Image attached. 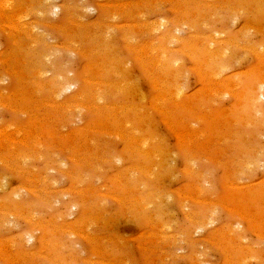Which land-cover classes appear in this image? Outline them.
I'll return each mask as SVG.
<instances>
[{"label": "rangeland", "instance_id": "1", "mask_svg": "<svg viewBox=\"0 0 264 264\" xmlns=\"http://www.w3.org/2000/svg\"><path fill=\"white\" fill-rule=\"evenodd\" d=\"M6 1L0 264H264V0H58L76 14L53 16L39 15V0ZM18 12L35 40L10 28ZM161 46L180 70L175 86L154 63ZM56 74L76 84L61 97ZM53 112L64 117L45 126Z\"/></svg>", "mask_w": 264, "mask_h": 264}, {"label": "bare ground", "instance_id": "2", "mask_svg": "<svg viewBox=\"0 0 264 264\" xmlns=\"http://www.w3.org/2000/svg\"><path fill=\"white\" fill-rule=\"evenodd\" d=\"M5 1H6V0H5ZM11 1H12V0H11ZM37 1H38V0H37ZM56 1H58V0H39V3H40V4H39V5H40V10H38L39 13H40L39 15H42V16H46V15H47V16H51V15H52V16H53V15H55V14H57L58 12L63 11V10L67 11V13H70V11H71L70 8L67 9V8L65 7V8L63 9V8H61V7L59 6L58 2H56ZM65 1L67 2V4H71V3H69L67 0H63V2H65ZM250 1H251V0H250ZM85 2H86V1H85ZM154 2H155V1H154ZM178 2H179V1H178ZM252 2H253V1H252ZM255 2H256V1H255ZM2 3H3V2H2ZM2 3H1V4H2ZM25 3H27V2H25ZM35 3H36V2H35ZM181 3H182V2H181ZM186 3H188V2H186ZM186 3H185V4H186ZM82 4H83V3H82ZM178 4H179V3H178ZM243 4H244V3H243ZM252 4H253V3H252ZM2 5H3V4H2ZM13 5H14V4H13ZM182 5H183V4H182ZM244 5H245V4H244ZM4 6H5L6 9H11L10 7L12 6V4L9 3V0H8V1H6V3L4 4ZM78 6H79V5H78ZM188 6H189V5H188ZM188 6H187V7H188ZM255 6L258 8L257 5H255ZM24 7H25V5H24ZM28 7H29V6H28ZM103 7H104V6H103ZM3 8H4V7H3ZM126 8H127V7H126ZM253 8H254V7H253ZM257 8H256V9H257ZM6 9H5V10H6ZM26 9H27L26 7H25V10L23 9V10L25 11V13H26ZM84 9L87 10L86 8H84ZM84 9H83V12L85 11ZM118 9H119V8H118ZM127 9H128V8H127ZM259 9H260V8H259ZM28 10H29V9H28ZM107 10H108V9H107ZM181 10H182V8H181ZM251 10H252V9H251ZM6 11H7V10H6ZM8 11H9V10H8ZM30 11H31V10H29V12H30ZM35 11H36V10H35ZM80 11H82V10H80ZM90 11H91V10H90ZM104 11H105V10H104ZM118 11H119V10H118ZM120 11H121V10H120ZM123 11H125V10H123ZM123 11H122V13H123ZM179 11H180V10H179ZM187 11H188V10H187ZM241 11H242V10H241ZM10 12H11V11H10ZM71 12H74V11H71ZM86 12H87V11H86ZM106 12H107V11H106ZM180 12H181V11H180ZM185 12H186V11H185ZM18 13H20V12H18ZM18 13H17L16 15H14V18H15V21H16V22H15L14 25L11 24L10 28H11V29H16L18 32L25 34V35L28 36L30 39H32V40L34 39V40H35V37H34V36H36V34H37V33H36V28H37V27L32 26V24H31V26H29L26 22H24V20H25L24 18L26 17L27 13H26V15H23V16L21 15V13H24V12H22V10H21V13H20V14H18ZM31 13H32V12H31ZM74 13H75V12H74ZM74 13H73V14H74ZM117 13H118V12H117ZM117 13H116V15H117ZM125 13H126V11H125ZM128 13H129V12H128ZM4 14H5V13H4ZM4 14L2 13V15H4ZM6 14H7V13H6ZM75 14H76V13H75ZM35 15H36V14H35ZM112 15H113V14H111V16H112ZM0 16H1V14H0ZM6 16H7V15H6ZM37 16H38V15H37ZM4 17H5V15H4ZM28 17H29V15H28ZM26 18H27V17H26ZM79 18H80V17H79ZM79 18H78V19H79ZM1 19H2V18H1ZM74 19L77 20L76 18H74ZM84 19H85V18H84ZM183 20H184V19H183ZM1 21H2V20H1ZM4 21H7V17H6V20H4ZM77 21H78V20H77ZM2 22H3V21H2ZM46 22H47V21H46ZM70 22H74V21H70ZM161 22H162V21H161ZM12 23H13V22H12ZM25 23H26L28 26H27ZM38 23H39V22H38ZM3 24H6V23H3ZM36 24H37V23H36ZM71 24H73V23H71ZM98 24H99V23H98ZM143 24H144V23H143ZM232 24H233V23H232ZM7 25H8V24H7ZM25 25H26V26H25ZM80 25H81V24H80ZM82 25H83V24H82ZM82 25H81V26H82ZM145 25H146V24H145ZM5 26H6V25H5ZM53 26H54V25H53ZM76 26H78V25H76ZM81 26H79V27H81ZM96 26H97V25H96ZM100 26H101V25H100ZM100 26H98V27H100ZM133 26H134V25H133ZM163 26H164V25H163ZM165 26H166V25H165ZM185 26H187V25H185ZM189 26H190V25H189ZM191 26H192V25H191ZM8 27H9V25H8ZM114 27H115V26H114ZM114 27H112V28H114ZM93 28H94V27H93ZM152 28H153V27H152ZM159 28L161 29V27H159ZM159 28L156 29V30H159ZM164 28L166 29V27H164ZM192 28H194V26H193ZM248 28H249V27H248ZM0 29H1V28H0ZM65 29H66V27H65ZM86 29H87V28H86ZM108 29H109V28H108ZM162 29H163V28H162ZM16 30H15V31H16ZM68 30H69V28H68ZM94 30H95V29H94ZM109 30H110V29H109ZM153 30L155 31V29H153ZM153 30H152V31H153ZM172 30H175V29H171V32H172ZM7 31H8V30H7ZM17 31H16V32H17ZM39 31H41V30H39ZM176 31H177V30H176ZM86 32H87V31H86ZM163 32L166 34V35H164V37L167 36V37L169 38L168 41H170V42H171V41H174V39H176L177 41H180V40H181V39L179 40L178 38H175L176 36H173L171 33H169V30H164ZM13 33H14V32H13ZM69 33H70V32H69ZM69 33H68V34H69ZM72 33H73V32H72ZM72 33H70V34H72ZM152 33H153V32H152ZM176 33H177V32H176ZM14 34H15V33H14ZM16 34H17V33H16ZM88 34H89V33H88ZM37 36H38V35H37ZM43 36H44V35H43ZM43 36H42V37H43ZM48 36H49V35H48ZM89 36H90V35H89ZM129 36H130V35H128V37H129ZM125 37H126V36H125ZM167 37H165V39H167ZM46 38H47V37H46ZM46 38H45V39H46ZM90 38H91V37H90ZM45 39H44V40H45ZM98 39H99V38H98ZM106 39H107V38H106ZM106 39H105V40H106ZM127 39H128V38H127ZM90 40H92V39H90ZM93 40H94V38H93ZM105 40H104V41H105ZM107 40H108V39H107ZM132 40H133V39H132ZM39 41H40V40H39ZM88 41H89V40H88ZM108 41H109V40H108ZM129 41H130V40H129ZM168 41H167V42H168ZM187 41H188V40H187ZM213 41H214V40H213ZM225 41H227V40H225ZM91 42H92V41H91ZM233 42H234V41H233ZM235 42H236V41H235ZM107 43H108V42H107ZM107 43H106V44H107ZM133 43H134V42H133ZM151 43H153V42H151ZM196 43H197V42H196ZM217 43H218V41H217ZM99 44H100V43H99ZM198 44H199V43H198ZM231 44H232V43H231ZM32 45H33V44H32ZM107 45H108V44H107ZM162 45H163V44H162ZM201 45H202V44H201ZM238 45H239V44H238ZM29 46H30V44H29ZM104 46H105V45H104ZM149 46H150V45H149ZM163 46L165 47V45H163ZM166 46H167V44H166ZM196 46H199V47H200V45H196ZM207 46H208V45H207ZM210 46H211V45H210ZM23 47H25V46H23ZM151 47H152V46H151ZM164 47L162 48V46H161V50H162V51H161V54L159 55V56H161V57H160V58L158 57V60H157V61L155 60L154 63L157 62L158 65L162 66V67H161V68H162V70H161L162 73L164 72V73H165L164 76H165L166 78H170V80L172 81L171 83H173L174 86H175V84L177 83L175 80H177V78H178L177 75H178V72H179L180 70L176 73V70H175V68H174V66L176 67V65L174 64V62H173V65H172V63H169V62H168V60H167V57H168V56H167V54H168V50H166ZM104 48H105V47H104ZM106 48H108V47H106ZM48 49H49V48H48ZM96 49H98V48H96ZM143 49H144V47H143ZM143 49H142V51H143ZM51 50H52V49H51ZM110 50H111V49H110ZM148 50H150V47L148 48ZM148 50H147V52H149ZM189 50H190V49H189ZM196 50H197V49H196ZM207 50L211 53L210 55H207V56L209 57V59H211L210 61L213 62V61H214V60H213V57H212V56H214V55H212V53H213V48L208 47ZM257 50H258V49H257ZM91 51H92V50H91ZM107 51H109V50H107ZM145 51H146V49H145ZM150 51H151V50H150ZM50 52H51V51H50ZM73 52H74V51H73ZM96 52H97V51H94V52H92V53H94V54L96 55ZM147 52H146V53H147ZM159 52H160V51H159ZM206 52H207V51H206ZM219 52H220V51H219ZM223 52H224V53H222L221 55H225V52H226V51H223ZM54 53H55V52H54ZM57 53H58V52H57ZM60 53H61V52H60ZM105 53H106V52H105ZM197 53H198V52H196V54H197ZM215 53H216V52H215ZM257 53H258V52H257ZM84 54H85V53H84ZM142 54H143V53H142ZM192 54H193V53H192ZM192 54H191V56H192ZM196 54H195L194 56H196ZM207 54H209V53H207ZM216 54H217V53H216ZM262 54H263V52H262ZM0 55H1V54H0ZM146 55H148V54H146ZM218 55H219V54H218ZM53 56H54V55H53ZM53 56H51V57H53ZM82 56H83V55H82ZM144 56H145V54H144ZM263 56H264V55H263ZM48 57H49V55H48ZM54 57H55V56H54ZM107 57H108V56H107ZM141 57H142V55H141ZM216 57H217V56H216ZM0 58H1V56H0ZM84 58H85V57H84ZM138 58H139V57H138ZM147 58H148V57H147ZM149 58H150V57H149ZM192 58H193V57H192ZM195 58H196V57H195ZM206 58H207V57H206ZM217 58H218V57H217ZM220 58H222V56H221ZM21 59H22V58H21ZM108 59H109V58H108ZM140 59H141V58H140ZM145 59H146V57H145ZM156 59H157V58H156ZM199 59H200V58H199ZM19 60H20V58H19ZM138 60H139V59H138ZM98 61H99V60H98ZM98 61H97V62H98ZM5 62H6V61H5ZM20 62H22V61H20ZM50 62H51V61H50ZM50 62H49V65H50ZM97 62H96V63H97ZM143 62H144V61H143ZM143 62H142V60H141V63H143ZM215 62H216V61H215ZM22 63H24V61H23ZM46 63H47V62H46ZM177 63H178V62H177ZM210 63H211V62H210ZM112 64H113V63H112ZM112 64H111V65H112ZM157 64H155L154 67H156ZM207 64H209L208 61L206 62V65H207ZM51 65H52V63H51ZM51 65H50V66H51ZM107 65H108V64H107ZM150 65H151V64H150ZM94 66H96L97 69L100 68V70H101V66H102V65H100V67H99L97 64H95ZM51 67H53V66H51ZM51 67H50V68H51ZM107 67H108V66H107ZM107 67H106V68H107ZM154 67H153V69H154ZM177 67H178V65H177ZM177 67H176V68H177ZM202 67H204V66H202ZM202 67H201V68H202ZM19 68H20V67H19ZM93 68H95V67H93ZM102 68H103V67H102ZM106 68H105V69H106ZM113 68H114V69H113ZM113 68H109V69L116 70L114 66H113ZM214 68H215V67H214ZM51 69L53 70V68H51ZM177 69H178V68H177ZM204 69H205V67H204ZM215 69H216V68H215ZM219 69H220V68H219ZM219 69H218V70H219ZM222 69H223V68H222ZM48 70H49V69H48ZM48 70H47V71H48ZM54 70H55V69H54ZM154 70H155V69H154ZM21 71H22V70H21ZM39 71H40V70H39ZM49 71H50V70H49ZM93 71H94V69H93ZM96 71H97V70H96ZM106 71H107V70H106ZM106 71H105V72H106ZM147 71H148V70H147ZM147 71H146V72H147ZM152 71H153V70H152ZM37 72H38V71H37ZM45 72H46V71H44L43 73H45ZM97 72H98V71H97ZM101 72H102V71H100L99 73H101ZM105 72H104V73H105ZM109 72H110V71H109ZM112 72H113V71H112ZM121 72H122V71H121ZM124 72H125V71H124ZM124 72H122V73H124ZM201 72H202V71H201ZM211 72H212V71H211ZM39 73H40V72H39ZM43 73H40V75L43 74ZM87 73H88V72H87ZM87 73H85V75H86ZM104 73H103V74H104ZM113 73H114V72H113ZM155 73H156V72H155ZM205 73H206V72H205ZM20 74H21V73H20ZM35 74H37V73L35 72ZM68 74H69V73H68ZM103 74H102V75H103ZM106 74H107V73H106ZM146 74H147V73H146ZM13 75H14V74H13ZM22 75H23V74H22ZM25 75H27V74H25ZM44 75H47V74H44ZM120 75H121V74H120ZM153 75H154V74H153ZM157 75H158V74H157ZM207 75H208V73H207ZM61 76H62V75H61ZM122 76H124V75H122ZM122 76H120V77H122ZM178 76H179V75H178ZM202 76H203V75H202ZM215 76H216V75H215ZM25 77H26V76H25ZM68 77H69V76H68ZM152 77H153V76H152ZM158 77H159V75H158ZM205 77H206V76H205ZM162 78H163V77H162ZM155 79H156V78H155ZM160 79H161V75H160ZM53 80H54V84H53L52 86H53V87H57L58 91L61 92V93H60V94H61L60 97L63 96V95H62L63 92L65 93V91H68L69 89L72 88V86L76 85V84H73V82H71V79L66 78V77H64V76H63V77H60V75H58V74L55 75V77H54ZM212 80H213V79H212ZM4 81H5V80H4ZM128 81H129V80H128ZM153 81H154V79H153ZM156 81H157V79L154 81V84H153L152 86L155 85V82H156ZM159 81H160V80H159ZM159 81H158V82H159ZM162 81H163V80H162ZM0 82H1V81H0ZM2 82H3V80H2ZM32 82H33V81H32ZM88 82H90V81H88ZM95 82L98 83L97 81H95ZM95 82L93 81L92 83H95ZM46 83H47V82H46ZM85 83H86V82H85ZM96 83H95V84H96ZM43 84H45V83H43ZM90 84H91V82H90ZM90 84H89V85H90ZM95 84H94V85H95ZM99 84H100V83H99ZM102 84H103V83H102ZM156 84H158V83H156ZM159 84L161 85V83H159ZM165 84H166V83H165ZM213 84H214V83H213ZM47 85H48V84H47ZM103 85H104V84H103ZM105 85H106V83H105ZM109 85H110V84H109ZM109 85H108V87H109ZM44 86H45V85H44ZM44 86H43V87H44ZM114 86H115V85H114ZM114 86L111 85V87H113V89L116 88L115 90H118V91H119V89L116 87L117 85H116L115 87H114ZM126 86H127V85H126ZM163 86H164V83H163ZM91 87H92V86H91ZM94 87H96V86H94ZM111 87H110V88H111ZM159 87H160V86H159ZM103 88L105 89V86H104ZM103 88H101V89H103ZM106 88H107V87H106ZM125 88H126V87H125ZM155 88H156V89H155ZM155 88H154V89L157 90L158 85H157V87H156V85H155ZM91 89H92V88H91ZM94 89H97V87L94 88ZM101 89H100V90H101ZM113 89H112V91H113ZM177 89H178V88H177ZM177 89L175 88L174 91L172 90V94H171V95L175 96L174 99H173L175 102H176V99L180 100V102H178V101H177V102H178V105H181V106H182V105L185 103V102H183V101H184V100H183V91H182V90L180 91L179 89H178V90H179V91H178ZM248 89H249V88H248ZM35 90H36V89H35ZM107 90H108V88H107ZM109 90H110V89H109ZM115 90H114V91H115ZM123 90H124V89H123ZM215 90H216V89H215ZM19 91H20V90H19ZM28 91H29V90H28ZM90 91H91V90H90ZM104 91H106V90H104ZM159 91H160V90H159ZM164 91H165V90H164ZM167 91H168V90H166V92H167ZM175 91H176V92H175ZM29 92H30V91H29ZM96 92H97V91H96ZM109 92H110V91H108V93H109ZM166 92H165V93H166ZM1 93H2V92H1ZM4 93H5V92H4ZM4 93H3V94H4ZM33 93H34V92H33ZM64 93H63V94H64ZM86 93H87V91H86L85 93L80 94V95L83 96V95L86 94ZM97 93H98V92H97ZM110 93H111V92H110ZM120 93H121V92H120ZM3 94H2V95H3ZM34 94H35V93H34ZM58 94H59V93H58ZM113 94H114V93H113ZM115 94H116V93H115ZM78 95H79V94H78ZM78 95H77V96H78ZM102 95H103V93H99L98 95L95 94L94 96H97V97H94V98H95V99H96V98L100 99V100H98V101L101 102V99H103V98H102ZM171 95H170V96H171ZM260 95H261V94H260ZM81 96H80V98H81ZM86 96H87V94H86ZM103 96H104V95H103ZM155 96H156V95H155ZM160 96H161V95H160ZM160 96H159V97L157 96V98H160ZM164 96H165V95H164ZM36 97H37V96H36ZM57 97H58V96H57ZM60 97H59V98H60ZM87 97H90V95L88 94ZM168 97H169V95H168ZM176 97H177V98H176ZM18 98H19V97H18ZM33 98H34V97H33ZM83 98H85V96H83ZM142 98H143V97H142ZM154 98H155V97H154ZM161 98H162V96H161ZM161 98H160V99H161ZM175 98H176V99H175ZM248 98H249V97H248ZM248 98H247V99H248ZM57 99H58V98H57ZM76 99H77V98H76ZM85 99H86V98H85ZM163 99H165V98H162V100H163ZM245 99H246V98H245ZM258 99H259V98H258ZM74 100H75V98H74ZM78 100H80L79 97H78ZM81 100H83V99H81ZM89 100H90V99H89ZM144 100H145V99H144ZM167 100H169V99L167 98ZM170 100H171V99H170ZM173 100H172V101H173ZM182 100H183V101H182ZM241 100H242V99H241ZM248 100H249V99H248ZM8 101H9V100H8ZM54 101H55V100H54ZM56 101H58V100H56ZM68 101H69V100H68ZM95 101H96V100H95ZM157 101H159V100L157 99ZM5 102H6V101H5ZM159 102H160V101H159ZM159 102H157V103L159 104ZM162 102H164V101H162ZM0 103H1V102H0ZM82 104H83V103H82ZM101 104H102V103H101ZM155 104H156V102H155ZM161 104H162V103H161ZM176 104H177V103H176ZM8 106H11V105L8 104ZM43 106H44V104H43ZM68 106H70V105H68ZM76 106H77V104H76ZM76 106H71V107H73V108L75 107V108L77 109ZM80 106H81V104H80ZM156 106H157V107H155V108L157 109L159 106H158L157 104H156ZM163 106H164V105H163ZM61 107H62V105H61ZM78 107H79V106H78ZM83 107H84V106H83ZM139 107H140V106H139ZM9 108H10V107H9ZM16 108H17V107H16ZM64 108H65V107H64ZM75 108H74V109H75ZM89 108H90V107H89ZM104 108H105V107H104ZM112 108H113V107H112ZM112 108H111V111H112ZM118 108H119V107H118ZM133 108H134V107H133ZM160 108H161V107H160ZM188 108H189V107H188ZM188 108H187V109H188ZM18 109H19V108H18ZM37 109H39V108H37ZM37 109H36V110H37ZM60 109H62V108H60ZM60 109H59V111H60ZM90 109H91V108H90ZM114 109H116V108H114ZM30 110H31V109H30ZM44 110H45V109H44ZM78 110H79V109H78ZM80 110H82V109H80ZM169 110H171V109H169ZM32 111H33V110H32ZM68 111H69V110H68ZM82 111H83V110H82ZM104 111H108V109H107V110L105 109ZM116 111H118V109H117ZM138 111H139V110H138ZM161 111H162V110H161ZM161 111H159V112H161ZM165 111H166V110H164V112H165ZM171 111H172V110H171ZM80 112H81V111H80ZM92 112H93V111H92ZM108 112H109V111H108ZM113 112H114V111H113ZM113 112H112V113H113ZM164 112H163V113H164ZM167 112H168V111H167ZM167 112H165V114H166ZM25 113H26V112H25ZM33 113H34V112H33ZM60 113H61V112H60ZM96 113H97V112H96ZM99 113H100V112H99ZM26 114H27V113H26ZM31 114H32V113H31ZM34 114H37V113H34ZM34 114H33V115H34ZM97 114H98V113H97ZM116 114H118V113L116 112ZM165 114H164V115H165ZM170 114H171V113H170ZM170 114H169V115H170ZM61 115H62V114H59V113H57V112H53L52 114L47 115V118H46V122H47V123H46L45 126H47V124L49 125V124L52 123V122L49 123V122L47 121L48 119H51V120H53L54 123H56V122H57L58 120H60V118L63 116V115H62V116H61ZM113 115H114V114H113ZM172 115H173V114H172ZM34 116H35V115H34ZM165 116H166V115H165ZM63 117H64V116H63ZM171 117H172V116H171ZM33 118H34V117H33ZM167 118H168V117H167ZM35 119H37V118L35 117ZM35 119H34V120H35ZM169 119H170V118H169ZM203 119H204V118H203ZM49 121H50V120H49ZM60 121H61V120H60ZM127 122H128V121H127ZM165 122H166V121H165ZM44 124H45V123H44ZM105 125H106V123H105ZM123 125H124V124H123ZM128 125H129V124H128ZM91 126H92V125H91ZM36 127H37V126H36ZM48 127H49V126H48ZM103 127H104V126H103ZM22 128H23V127H22ZM37 128H38V127H37ZM122 128H123V127H122ZM144 128H145V127H144ZM144 128H143V129H144ZM172 128H173V126H172ZM25 129H26V128H25ZM33 130H34V128H33ZM35 130H36V129H35ZM130 130H131V129H130ZM135 130H136V129H135ZM137 130H138V129H137ZM53 131H54V129H52V130H48V131H46V132H47V133H52L51 135H53ZM124 131H125V130H124ZM138 131H139V130H138ZM0 132H2V131H0ZM5 132H6V131H5ZM31 132H32V131H31ZM33 132H34V131H33ZM35 132H36V131H35ZM35 132H34V133H35ZM125 132H126V131H125ZM131 132H133V131H131ZM21 133H22V131H21ZM54 133H55V132H54ZM56 133H57V132H56ZM70 133H72V132H70ZM75 133H76V132H75ZM188 133H189V132H188ZM19 134H20V132H19ZM76 134H77V133H76ZM125 134H126V133H125ZM186 134H187V133H186ZM35 135H36V133H35ZM55 135H56V134H55ZM55 135H54V137H55ZM178 135H179V134H178ZM178 135H177V136H178ZM188 135H189V134H188ZM193 135H194V133H193ZM36 136H37V135H36ZM36 136H34V137L36 138ZM68 136H69V135H68ZM75 136H76V135H75ZM105 136H106V135H105ZM134 136H135V135H134ZM32 137H33V136H32ZM38 137H39V136H38ZM80 137H81V136H80ZM132 137H133V136H132ZM132 137H131V138H132ZM187 137H188V138H185L184 140H187V139L190 140V136H187ZM191 137H192V136H191ZM194 137H195V135H194ZM7 138H8V137H7ZM9 138L12 139V141L14 142V143H13L14 145H17V144H18V145H19V144L24 145V144H26V142H24V143H23V141H22V142H17L15 139L13 140V138H11V137H9ZM69 138H70V136H69ZM73 138H74V137H73ZM75 138H76V137H75ZM75 138H74V141H73V139H72L73 142H76V141H77ZM128 138H129V137H128ZM137 138H138V137H137ZM0 139H1V138H0ZM4 139H5V138H4ZM4 139H3V140H4ZM38 139H39V138H38ZM191 139H192V138H191ZM193 139H195V138H193ZM5 140H6V139H5ZM7 140H8V139H7ZM24 140H25V139H24ZM30 140H31V139H30ZM36 140H37V139H36ZM54 140H55V138H54ZM56 140H57V139H56ZM56 140H55V141H56ZM66 140H68V139H66ZM70 140H71V138L68 140L69 142L67 141V143L72 144L73 142H71ZM75 140H76V141H75ZM133 140H134L135 144H137V145H138V144L140 145V143H141L142 146H139V145H138V147H142V149H139V150L142 151V152H144V154H145V156H146L148 153H147L146 150L144 149L145 147H143V145H147V144H143V142H144V143H145V142L147 143V140H146V141H143V140H142L140 143H138L140 140H139V139H136L135 137H134ZM184 140H183V142H184ZM33 141H34V140H33ZM39 141H40V140H39ZM55 141H54V142H55ZM79 141H80V140H79ZM192 141H193V140H192ZM213 141H214V140H213ZM29 142H30V141H29ZM29 142H28V143H29ZM40 142H41V141H40ZM40 142H39V143H40ZM57 142H58V141H57ZM130 142H131L132 145H133L134 142L131 141V139H130ZM181 142H182V141H181ZM181 142H180V143H181ZM91 143H92V142H91ZM30 144H31V143H30ZM56 144H57V143H56ZM70 144H68V145H70ZM75 144H76V143H75ZM191 144H192V143H191ZM32 145H34V143H33ZM36 145H37V144H36ZM36 145L34 146V148L31 147V148L34 149V151L38 148ZM39 145H40V144H39ZM51 145H52V144H51ZM68 145H67V146H68ZM73 145H74V144H72V146H73ZM1 146H3V145L1 144ZM4 146H5V143H4ZM26 146H27V145H26ZM29 146H30V145H29ZM43 146H44V145H43ZM80 146H81V145H80ZM92 146H93V145H92ZM135 146H136V145H135ZM7 147H8V149L10 148L9 146H7ZM22 147L26 148L25 145L22 146ZM35 147H37V148L35 149ZM136 147H137V146H136ZM136 147H135V148H136ZM66 148H67V147H66ZM90 148H91V147H90ZM13 149H14V148H13ZM69 149H70V148H69ZM129 149H130V148H129ZM146 149H147V148H146ZM249 149H250V148H249ZM4 150H5V149H4ZM15 150H16V147H15ZM71 150H72V149H71ZM78 150H80V149H78ZM130 150H131V149H130ZM183 150H184V149H183ZM0 151H2V150L0 149ZM65 151H66V150H65ZM85 151H86V150H85ZM85 151H84V152H85ZM263 151H264V150H263ZM16 152H17V151H16ZM76 152H77V151H75V153H76ZM78 152H80V151H78ZM88 152H90V151H88ZM91 152H92V151H91ZM91 152H90V154H92ZM131 152H132V151H131ZM153 152H154V151H153ZM153 152L151 151V154H153ZM70 153H71V152H70ZM132 153H133V152H132ZM132 153H131V154H132ZM154 153H156V151H155ZM1 154H2V153H1ZM133 154H134V153H133ZM149 154H150V153H149ZM151 154H150V155H151ZM156 154H157V153H156ZM16 155H17V154H16ZM36 155L38 156V154H36ZM36 155H35V156H36ZM142 155H143V154H142ZM255 155H258V159H259L260 156H261V157L264 156V152H259V151H258V153L255 154ZM1 156H2V155H1ZM18 156H19L20 158L23 157V156L17 155V157H18ZM27 156H28V155H27ZM155 156H156V155H155ZM251 156H252V155H251ZM19 157H18V158H19ZM86 157H87V156H86ZM147 157H148V156H147ZM70 158L73 159L74 157H70ZM151 158H152V157H151ZM155 158H156V157H155ZM255 158H256V157H255ZM12 159H13V158H12ZM27 159H29V158H27ZM40 159H41V158H40ZM74 159H75V158H74ZM74 159H73V160H74ZM85 159H86V158H85ZM7 160H8V159H7ZM13 160H14V159H13ZM21 160H22V159H21ZM73 160H72V161H73ZM88 160H89V159H88ZM9 161H10V159H9ZM9 161H7V162H9ZM74 161H75V160H74ZM12 162H13V161H12ZM99 162H100V161H99ZM168 162H169V161H168ZM257 162H258V161H257ZM85 163H87V162H85ZM245 163H246V162H245ZM253 163H254V162H253ZM88 164H89V163H88ZM250 164L252 165V163H249V165H250ZM63 165H64V164H62V167H63ZM77 165H79L78 162H77ZM253 165H254V164H253ZM81 166H82V165H81ZM88 166H89V165H88ZM79 167H80V166H79ZM82 167H83V166H82ZM65 168H66V167H65ZM91 168H92V167H91ZM98 168H99V167H98ZM258 168H259V167H258ZM83 169H84V167H83ZM23 170H24V169H23ZM139 171H140V170H139ZM190 173L193 174L191 171H190ZM70 174H71V173H70ZM22 175H23V173H22ZM130 176H131V175H130ZM128 177H129V176H128ZM85 178H86V177H85ZM97 180H98V179H97ZM74 186H75V185H74ZM1 188H2V187H1ZM232 188H233V187H232ZM244 192H245V191H244ZM16 198H17V197H16ZM87 198H88V197H87ZM49 200H50V199H49ZM140 200H141V199H140ZM138 201H139V200H138ZM138 201H137V202H138ZM101 204H102V203H101ZM138 204H140V202H138ZM17 206H18V205H17ZM11 207H12V206H11ZM71 207H72V206H71ZM74 207H76L75 204H74ZM72 208H73V207H72ZM69 209H70V207H69ZM70 211L72 212V210H70ZM139 211H140V210H139ZM143 211H144V210H143ZM213 213H214V212H213ZM101 215H102V214H101ZM69 216H70V215H69ZM209 219H210V218H209ZM258 221H259V220H258ZM30 222H31V221H30ZM204 224H205V221H204ZM211 224H212V222H211ZM200 225H201V224H200ZM205 225H207V223H206ZM42 226H43V225H42ZM42 226H41V228H42ZM198 226H199V224H198ZM198 226H197V228H198ZM202 226H203V224H202ZM43 227H44V226H43ZM203 227H204V226H203ZM74 228H75V227H74ZM201 228H202V227H201ZM198 229H199V228H198ZM203 229H204V228H203ZM45 230H46V229H45ZM35 231H36V230H35ZM47 232H48V230H47ZM21 237H22V236H21ZM72 237H73V236H72ZM23 238H24V237H23ZM45 238L47 239V237H45ZM89 238H90V237H87V239H89ZM29 239H31V238H29ZM31 240H32V239H31ZM31 240H30V241H31ZM90 240H91V238H90ZM26 241H27V240H26ZM28 241H29V240H28ZM44 241H45V240H44ZM91 241H92V240H91ZM23 242H24V241H23ZM23 242H21V243H23ZM46 242H48V240L45 241L44 244H45ZM92 242H93V241H92ZM26 243H27V242H26ZM7 244H8V243H7ZM23 244H24V243H23ZM23 244H22V245H23ZM48 244H49V243H48ZM5 245H6V244H5ZM10 245H11V244H10ZM25 246H26V245H25ZM25 246H24V247H25ZM2 247H3V246H2ZM22 247H23V246H22ZM44 247H45V246H44ZM56 248H57V246H56ZM56 248H55V249H56ZM63 248H64V247H63ZM9 252H10V251H9ZM2 253H3V251H2ZM5 253H6V252H5ZM52 253H53V251H52ZM6 254H7V253H6ZM9 255H10V254H9ZM9 255H8V256H9ZM23 255H24V251H23V249H19V251H18V255H17L16 258H17V259H20V258L22 257V258H21L22 261H23V260H26L27 258H26L25 256H23ZM5 256H6V255H5ZM26 256H28V254H27ZM32 257H33V256H32ZM13 258H14V257H13ZM16 258H15V260H16ZM30 259H32V258H30ZM54 260H55V259H53V262H54ZM16 261H18V260H16ZM57 261H61V260H60V259H57ZM13 262H14V261H13ZM26 262H27V261H26ZM20 263H21V261H20ZM92 263H93V262H92Z\"/></svg>", "mask_w": 264, "mask_h": 264}]
</instances>
